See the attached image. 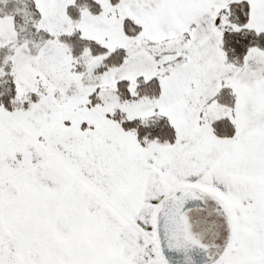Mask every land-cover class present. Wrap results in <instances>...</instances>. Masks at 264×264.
Wrapping results in <instances>:
<instances>
[{
  "label": "snow or ice",
  "instance_id": "1",
  "mask_svg": "<svg viewBox=\"0 0 264 264\" xmlns=\"http://www.w3.org/2000/svg\"><path fill=\"white\" fill-rule=\"evenodd\" d=\"M0 264H264V0H0Z\"/></svg>",
  "mask_w": 264,
  "mask_h": 264
}]
</instances>
